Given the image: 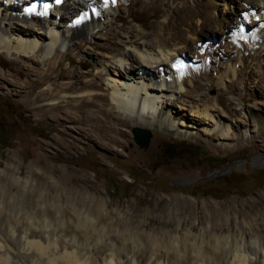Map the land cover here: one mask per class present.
Returning a JSON list of instances; mask_svg holds the SVG:
<instances>
[{
  "label": "bare ground",
  "instance_id": "obj_1",
  "mask_svg": "<svg viewBox=\"0 0 264 264\" xmlns=\"http://www.w3.org/2000/svg\"><path fill=\"white\" fill-rule=\"evenodd\" d=\"M137 1L0 0V54L36 58L50 72L58 70L59 79L66 51L91 44L84 37H92L103 24L116 21L121 11L129 10ZM244 2L238 18L230 19L215 13L214 0H183L179 4L168 1L163 20L153 28V39L143 31L148 26L128 30L123 17L116 52L99 56L88 51L94 72H87L80 80L82 90H72L73 83L56 82L44 88L40 99L48 96L50 102L44 104L49 107H91L85 114L92 121L102 112L137 127H157L189 137L209 135L223 146L244 141L248 134L264 130V107L253 109L240 100L243 91L254 98L257 91L264 95V79L255 69L259 62L264 63V0ZM204 28L222 30L221 40L228 53L210 56L203 51L195 32ZM91 45L92 49L103 48L96 42ZM243 69L248 71L244 73ZM45 75L50 76L48 72ZM241 75L244 83L238 88L234 82ZM202 79L211 81L221 93L240 95L238 99L229 98V104L244 122L223 114L216 99L196 94ZM260 98L256 100L259 104ZM99 101L107 108L98 105ZM256 160L262 163L263 156ZM86 192L87 198L68 200L72 211L69 222L73 224L70 234L66 233L70 227L60 203L54 206V219L44 209L38 216L35 213L40 223L35 225L29 219V226L17 242L0 232V264H264V212L255 206L225 209L217 204L219 207H215L216 201L204 200L197 220L203 227L198 231H194L197 222L191 214L188 227L181 226L183 216L177 214L176 227L163 228L157 236L152 231L123 229L120 216L115 223L110 218L107 224L97 226L99 218L110 214L104 211L101 196ZM93 205L96 215L91 211ZM32 229L45 241L30 238ZM9 232L14 235V228Z\"/></svg>",
  "mask_w": 264,
  "mask_h": 264
},
{
  "label": "rangeland",
  "instance_id": "obj_2",
  "mask_svg": "<svg viewBox=\"0 0 264 264\" xmlns=\"http://www.w3.org/2000/svg\"><path fill=\"white\" fill-rule=\"evenodd\" d=\"M168 1L179 4L183 0H138L129 10L121 11L116 21L106 22L93 31L92 37H84L91 44H103V48L92 49L87 43L67 50L61 60L64 69L59 79L56 77L58 70L50 72L36 58L27 60L0 54V232L4 236L17 242L24 228L29 226V219H33L35 225L39 222L35 213L40 215L42 209L54 219L57 203L65 210L64 217L70 227L66 233L70 234L73 224L69 222L72 211L68 200L87 198L86 191L101 196L104 211L110 214L108 218L105 215L99 218L97 226L107 224L110 218L115 223V218L120 216L123 229L152 231L157 236H161L164 229L176 227L177 214L183 216L182 227L190 226V214L197 222L204 200L216 201L215 207L236 206L244 210L255 206L257 211L264 212V130L248 134L244 141L223 146L209 135L189 137L157 127H142L147 128L151 136L147 146L140 148L132 138L133 125L120 123L102 112L92 121L85 114L91 107H49L44 104L50 102L48 96L40 99L44 88L56 82L73 83L72 90H82L80 80L87 72H94L88 51L93 50L99 56L116 52L122 34L118 28L123 22L121 18L127 20L128 30L148 26L143 31L153 39L156 36L153 28L163 20ZM244 1L225 0L222 7V0H214L215 13L237 19ZM221 33L222 30L209 28L195 32L207 55L228 53ZM106 36L109 38L105 39ZM212 61L209 63L213 66ZM263 67L264 63L259 62L255 68L262 79ZM45 72L50 76L46 77ZM234 83L242 88V75ZM247 93H242V104L253 109L264 107V100L260 98L264 97L263 93L257 91L255 98ZM196 94L216 99L217 108L224 110L223 114L244 122L229 104V98L240 97L238 93H221L211 81L202 79L197 83ZM257 98H260V104L256 102ZM98 105L107 108L101 101ZM183 141L195 144L196 152L173 159L160 158L165 148L178 146ZM259 156H263L262 163L256 160ZM91 208L96 215L95 205ZM200 227L203 224L197 222L194 231ZM10 228L15 230L12 236L9 235ZM29 237L45 241L44 236H39L33 229ZM79 241H82L81 236Z\"/></svg>",
  "mask_w": 264,
  "mask_h": 264
},
{
  "label": "trees",
  "instance_id": "obj_3",
  "mask_svg": "<svg viewBox=\"0 0 264 264\" xmlns=\"http://www.w3.org/2000/svg\"><path fill=\"white\" fill-rule=\"evenodd\" d=\"M193 148H195V150H193ZM196 148L197 146L195 144L188 141H183L180 142L178 146H168V148H165L160 158L165 160L178 158L182 155L196 152Z\"/></svg>",
  "mask_w": 264,
  "mask_h": 264
},
{
  "label": "water",
  "instance_id": "obj_4",
  "mask_svg": "<svg viewBox=\"0 0 264 264\" xmlns=\"http://www.w3.org/2000/svg\"><path fill=\"white\" fill-rule=\"evenodd\" d=\"M132 138L134 142L140 148H145L148 144V140L151 136L150 131L147 128L133 126L131 128Z\"/></svg>",
  "mask_w": 264,
  "mask_h": 264
}]
</instances>
